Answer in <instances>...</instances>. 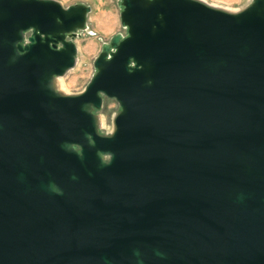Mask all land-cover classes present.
I'll use <instances>...</instances> for the list:
<instances>
[{
	"label": "water",
	"instance_id": "1",
	"mask_svg": "<svg viewBox=\"0 0 264 264\" xmlns=\"http://www.w3.org/2000/svg\"><path fill=\"white\" fill-rule=\"evenodd\" d=\"M120 7L64 93L90 6L0 0V264H264V0Z\"/></svg>",
	"mask_w": 264,
	"mask_h": 264
},
{
	"label": "rangeland",
	"instance_id": "2",
	"mask_svg": "<svg viewBox=\"0 0 264 264\" xmlns=\"http://www.w3.org/2000/svg\"><path fill=\"white\" fill-rule=\"evenodd\" d=\"M63 6L82 3L90 6L87 16L86 29L75 39L78 53L77 62L73 69L60 79L64 93H77L84 89L94 74L93 60L99 54L104 43L116 35H126V28L120 23V0H57ZM212 6L237 11L248 6L253 0H202ZM67 89V90H66ZM119 110L113 99H104L103 107L97 111L100 115V131L110 133L112 117ZM104 120V121H103Z\"/></svg>",
	"mask_w": 264,
	"mask_h": 264
},
{
	"label": "bare ground",
	"instance_id": "3",
	"mask_svg": "<svg viewBox=\"0 0 264 264\" xmlns=\"http://www.w3.org/2000/svg\"><path fill=\"white\" fill-rule=\"evenodd\" d=\"M61 84L63 85V82L61 81L60 77H57V78H56V86H57L59 89H62ZM66 90H67V89H66ZM103 121H104V120H103Z\"/></svg>",
	"mask_w": 264,
	"mask_h": 264
}]
</instances>
